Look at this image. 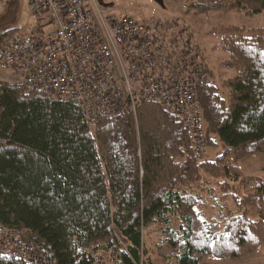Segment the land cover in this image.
Returning <instances> with one entry per match:
<instances>
[{
	"label": "trees",
	"instance_id": "trees-1",
	"mask_svg": "<svg viewBox=\"0 0 264 264\" xmlns=\"http://www.w3.org/2000/svg\"><path fill=\"white\" fill-rule=\"evenodd\" d=\"M186 2L198 14L264 10V0ZM18 9L17 0L5 2L0 41L33 29L14 26ZM220 45L223 67L235 72L221 79L225 91L206 62L198 84L206 142L222 148L214 160L197 159L186 126L157 103L91 128L74 104L20 79L1 82L0 225L49 264H89L86 254L109 248L114 264H151L144 231L153 225L158 256L174 264L255 254L264 245V178L243 174L238 162L264 155V28L227 26ZM217 189L234 209L207 220L200 207L219 206Z\"/></svg>",
	"mask_w": 264,
	"mask_h": 264
},
{
	"label": "built area",
	"instance_id": "built-area-1",
	"mask_svg": "<svg viewBox=\"0 0 264 264\" xmlns=\"http://www.w3.org/2000/svg\"><path fill=\"white\" fill-rule=\"evenodd\" d=\"M37 20L27 33L0 41V66L50 100L69 102L93 128L103 118L159 104L188 129L194 155L206 157L198 84L206 64L192 27L178 18L142 22L105 15L89 0H29ZM49 264L0 225V259ZM89 264H114L112 249L86 254ZM0 264H4L0 262Z\"/></svg>",
	"mask_w": 264,
	"mask_h": 264
},
{
	"label": "rangeland",
	"instance_id": "rangeland-1",
	"mask_svg": "<svg viewBox=\"0 0 264 264\" xmlns=\"http://www.w3.org/2000/svg\"><path fill=\"white\" fill-rule=\"evenodd\" d=\"M19 3L18 14L14 26L20 32L30 29L32 23L36 22V15L29 9V0H17ZM96 5L103 14L119 16L129 14L135 19L148 22L154 19L178 18L183 23L192 27L194 42L200 47L204 54L205 62L213 73L214 82L218 91H225L221 86L222 78H229L234 75V70L223 67V61L228 57L220 45L221 29L227 26H244L247 28H264V10L259 13H252L246 9H235L227 11H214L205 14H198L187 7L186 0H89ZM6 0H0V12ZM19 81V78L10 71L0 66L1 82ZM220 144L206 145V158L214 160L217 153L221 151ZM239 170L245 175H255L264 178V155H258L238 162ZM213 181V180H211ZM220 198V189L216 190ZM243 190L237 189V194ZM214 201L205 200L200 207L201 216L207 220L219 218V210L223 215L229 212L234 206L229 198H223L219 206ZM255 218L254 213H250ZM160 231L156 226H150L144 231V243L148 249L151 264H174L173 261L164 260L158 256L156 244L160 241Z\"/></svg>",
	"mask_w": 264,
	"mask_h": 264
},
{
	"label": "crops",
	"instance_id": "crops-1",
	"mask_svg": "<svg viewBox=\"0 0 264 264\" xmlns=\"http://www.w3.org/2000/svg\"><path fill=\"white\" fill-rule=\"evenodd\" d=\"M199 264H264V245L261 246L255 254L245 258L222 260L219 258L209 257L201 260Z\"/></svg>",
	"mask_w": 264,
	"mask_h": 264
}]
</instances>
